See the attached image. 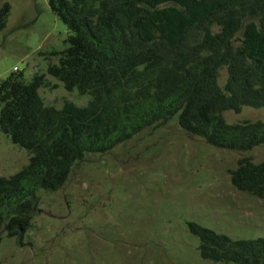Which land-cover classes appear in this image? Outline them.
I'll list each match as a JSON object with an SVG mask.
<instances>
[{
  "label": "trees",
  "instance_id": "1",
  "mask_svg": "<svg viewBox=\"0 0 264 264\" xmlns=\"http://www.w3.org/2000/svg\"><path fill=\"white\" fill-rule=\"evenodd\" d=\"M67 28V47L47 74L90 99L45 105V75L0 80V131L29 152L26 165L0 176V241L21 238L39 190L63 186L72 166L106 153L143 129L175 117L190 136L245 152L264 145V121L228 123L223 112L264 108V0H48ZM10 11L0 6V30ZM227 71L223 86L218 70ZM240 191L264 196V159L241 157L229 170ZM201 258L264 264V235L232 238L196 222Z\"/></svg>",
  "mask_w": 264,
  "mask_h": 264
},
{
  "label": "rangeland",
  "instance_id": "2",
  "mask_svg": "<svg viewBox=\"0 0 264 264\" xmlns=\"http://www.w3.org/2000/svg\"><path fill=\"white\" fill-rule=\"evenodd\" d=\"M10 11L0 30V80L22 71L45 75L38 93L45 105L90 99L47 74L67 47V28L48 0H0ZM14 67L16 69H14ZM227 71L218 70L223 86ZM228 123L263 120L264 108L226 110ZM29 152L0 131V176H9ZM241 157L264 159V145L245 152L190 136L175 117L147 127L106 153L76 162L57 190H39L38 209L19 239L3 234L0 264H235L201 258L196 222L232 238L264 235V196L237 190L229 170Z\"/></svg>",
  "mask_w": 264,
  "mask_h": 264
},
{
  "label": "built area",
  "instance_id": "3",
  "mask_svg": "<svg viewBox=\"0 0 264 264\" xmlns=\"http://www.w3.org/2000/svg\"><path fill=\"white\" fill-rule=\"evenodd\" d=\"M14 69H16V68L14 67Z\"/></svg>",
  "mask_w": 264,
  "mask_h": 264
}]
</instances>
